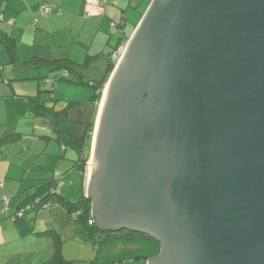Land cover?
I'll use <instances>...</instances> for the list:
<instances>
[{"label": "water", "instance_id": "1", "mask_svg": "<svg viewBox=\"0 0 264 264\" xmlns=\"http://www.w3.org/2000/svg\"><path fill=\"white\" fill-rule=\"evenodd\" d=\"M86 198L149 264H264V0H154L100 103Z\"/></svg>", "mask_w": 264, "mask_h": 264}, {"label": "crops", "instance_id": "2", "mask_svg": "<svg viewBox=\"0 0 264 264\" xmlns=\"http://www.w3.org/2000/svg\"><path fill=\"white\" fill-rule=\"evenodd\" d=\"M153 2L0 0V264H149L152 257L146 254L154 246L143 245V253L136 255L120 239L93 245L97 234L77 232L73 216L58 196L47 195L46 208L27 211L22 218L18 213L38 189L52 181L57 183V192L70 200L67 186L78 174L85 194L88 186L87 174L83 178L76 167L77 153L65 147L50 116L34 113L31 100L37 98L56 111L70 102H82L90 110L92 96L86 101L60 100L55 84L67 81L62 76L66 69L58 68L57 61H67L88 79L102 77L114 51L130 40ZM41 7H50L52 12L42 17ZM113 24H117L115 30ZM69 78L73 79L70 72ZM55 255L62 261L54 263ZM141 255L147 260L136 259Z\"/></svg>", "mask_w": 264, "mask_h": 264}, {"label": "trees", "instance_id": "3", "mask_svg": "<svg viewBox=\"0 0 264 264\" xmlns=\"http://www.w3.org/2000/svg\"><path fill=\"white\" fill-rule=\"evenodd\" d=\"M10 48V52L14 54L11 48V44L6 43ZM90 60V59H89ZM67 61H57L60 64L58 68L66 69L73 74L72 78H67V82H79L85 85H89L93 88L94 93L91 99L88 101L91 105L90 110L84 108V103L82 102H70L67 107L62 111H56L53 108H48L44 105L43 102H40L37 98L31 100V105L33 111L37 115H48L54 120L56 127V132L61 140L64 142L65 147L73 149L77 153L76 167L78 170L82 171L83 178L87 172V164L91 155L93 134L95 130L96 117L98 112V107L103 95V91L106 87V84L115 69L116 64L111 59L108 65L107 73L104 74L97 80L86 79L82 74L78 73V70L66 63ZM52 64V63H48ZM84 67V66H81ZM61 78V76H59ZM56 182L52 181L47 184L45 187L37 190L36 195L29 199L30 202L25 207V212H35L38 207H41L43 203L46 202L48 196L55 195L58 196L64 205L67 207L68 212L73 216L75 220L76 230L79 233L88 232L90 235L102 234L93 245L102 246L105 243H110L111 241H116L117 239L123 240L125 243H142L145 245H151L157 250L160 249L159 243L149 236L130 232V231H120V232H103L99 229L96 219L92 213V200L86 198L85 186L83 185L81 190V197L77 201L70 200L66 197H63L57 192ZM59 194V195H58ZM48 195V196H47ZM30 204H34L33 208H28ZM25 216V215H24ZM89 221H93V224L90 225ZM154 244V245H153ZM156 245V246H155ZM159 248V249H158ZM157 255V254H156ZM155 255V256H156ZM137 260H147L143 255L138 256ZM54 263L62 261L60 256L55 255L53 258Z\"/></svg>", "mask_w": 264, "mask_h": 264}, {"label": "rangeland", "instance_id": "4", "mask_svg": "<svg viewBox=\"0 0 264 264\" xmlns=\"http://www.w3.org/2000/svg\"><path fill=\"white\" fill-rule=\"evenodd\" d=\"M61 72L62 71H59L58 75H62ZM46 73H48V72L44 71V74H46ZM53 76H55V74H53ZM91 78H93V76ZM99 78H100V76L96 75L95 79H99ZM43 83H45V80L43 81ZM48 87L53 89V85H48ZM55 87H56V89L59 90V92L57 91V93H59V95H60V97H59L60 100H65V101L66 100L67 101H86L94 93L93 88H91L89 86L78 85V84H75V83H69V82H63V81H57L56 84H55ZM104 91H105V89H104ZM104 91H103V94H104ZM50 95H52V94L49 93V96ZM102 97H103V95H102ZM100 102H102V98H101ZM98 113H99V109H98V112H97V117H98ZM97 117H96V120H97ZM92 144H93V141H92ZM68 154H69V156L73 155L72 151H69ZM91 156H92V152H91L90 158H92ZM89 161H90V159H89ZM86 174H87V178L89 179V175H90L89 162L87 164V172H86ZM80 186H81V174L80 175L78 174L77 175V179L73 183H70L67 186V191H66V192H68V193H66L67 197H69V195H71V198H72L73 201L79 200L80 197H81V194H82L81 191H80ZM58 189L59 190L61 189L60 185L58 186ZM55 206L56 205L52 206V208L55 207ZM41 212L44 213V211H41ZM71 220L74 223V220H73L72 217H71ZM97 236L99 237V234H97ZM107 244H109V243H107ZM129 244L130 245H128V248L133 249L134 250L133 251L134 254L138 255V254H142L143 253V251H140V249H141L140 247L145 245V244L136 243V242H132V243H129ZM123 246H124V244L119 245V247H123ZM156 248H157V246H156ZM156 248L155 247H154V249L153 248L152 249L149 248L148 255L146 254V256H149L151 258V257H154L156 254H158L160 249L158 248L159 250H157ZM128 264H138V263H136L135 261H133V262H129L128 261Z\"/></svg>", "mask_w": 264, "mask_h": 264}, {"label": "built area", "instance_id": "5", "mask_svg": "<svg viewBox=\"0 0 264 264\" xmlns=\"http://www.w3.org/2000/svg\"><path fill=\"white\" fill-rule=\"evenodd\" d=\"M52 12V10H51V8L50 7H41L40 9H39V14H40V16H42V17H45V16H48L50 13ZM0 19H2V16H0ZM112 28H113V30H115L116 28H117V24H113L112 25ZM128 43H129V41L128 40H126V41H124L115 51H114V53L112 54V59H113V61H114V63L115 64H117L122 58H123V56H124V54H125V52H126V50H127V47H128ZM63 78H65V79H67V78H69V71H64L63 72ZM0 80H1V77H0ZM47 82L48 83H53V80L52 79H48L47 80ZM0 186H2V185H0ZM8 204H9V202H8V200L5 198L4 199V205H5V208H7L8 207ZM33 206H34V204H30L29 206H28V208L30 209V208H33ZM48 206V204L47 203H43L42 205H41V208H46ZM25 210H22V211H20L19 213H18V217L19 218H22V217H24V215H25ZM89 224L90 225H92L93 224V221H89Z\"/></svg>", "mask_w": 264, "mask_h": 264}, {"label": "bare ground", "instance_id": "6", "mask_svg": "<svg viewBox=\"0 0 264 264\" xmlns=\"http://www.w3.org/2000/svg\"><path fill=\"white\" fill-rule=\"evenodd\" d=\"M92 157V156H91ZM92 165H93V159L90 158V161H89V169L90 171L92 170ZM89 172V171H88Z\"/></svg>", "mask_w": 264, "mask_h": 264}]
</instances>
